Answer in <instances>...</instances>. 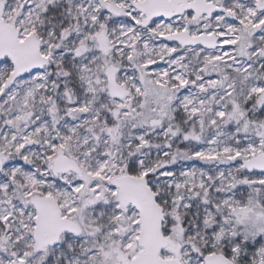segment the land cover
Wrapping results in <instances>:
<instances>
[{
	"label": "snow or ice",
	"instance_id": "snow-or-ice-1",
	"mask_svg": "<svg viewBox=\"0 0 264 264\" xmlns=\"http://www.w3.org/2000/svg\"><path fill=\"white\" fill-rule=\"evenodd\" d=\"M0 264H264V0H0Z\"/></svg>",
	"mask_w": 264,
	"mask_h": 264
}]
</instances>
